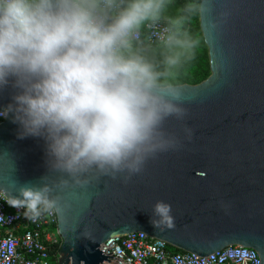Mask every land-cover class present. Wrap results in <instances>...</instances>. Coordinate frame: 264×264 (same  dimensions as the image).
Masks as SVG:
<instances>
[{
	"label": "clouds",
	"instance_id": "clouds-1",
	"mask_svg": "<svg viewBox=\"0 0 264 264\" xmlns=\"http://www.w3.org/2000/svg\"><path fill=\"white\" fill-rule=\"evenodd\" d=\"M211 7L212 0H0V92L13 89L0 118L11 116L20 139L44 140L57 178L20 187L9 203L30 219L58 213V191L103 177L128 183L149 159L177 148L165 125L184 120L187 109L173 79L200 46L193 21ZM151 223L173 227L171 205L157 201Z\"/></svg>",
	"mask_w": 264,
	"mask_h": 264
},
{
	"label": "water",
	"instance_id": "water-1",
	"mask_svg": "<svg viewBox=\"0 0 264 264\" xmlns=\"http://www.w3.org/2000/svg\"><path fill=\"white\" fill-rule=\"evenodd\" d=\"M199 26L211 75L180 86L187 116L165 125L179 146L149 159L128 183L103 177L58 191V264L109 262L115 258L101 245L136 232L200 257L249 248L264 264V0H212ZM12 94L0 92V110ZM19 131L11 116L0 125V193L8 200L22 186L57 179L44 140L20 139ZM157 201L171 205L173 227L152 225Z\"/></svg>",
	"mask_w": 264,
	"mask_h": 264
},
{
	"label": "built area",
	"instance_id": "built-area-1",
	"mask_svg": "<svg viewBox=\"0 0 264 264\" xmlns=\"http://www.w3.org/2000/svg\"><path fill=\"white\" fill-rule=\"evenodd\" d=\"M6 119L0 118V125ZM0 193V264H58L63 241L57 214L30 219ZM165 242L142 232L113 237L101 245L103 264H260L255 250L234 246L207 257L174 253ZM107 250V251H106ZM106 251V252H103Z\"/></svg>",
	"mask_w": 264,
	"mask_h": 264
},
{
	"label": "trees",
	"instance_id": "trees-1",
	"mask_svg": "<svg viewBox=\"0 0 264 264\" xmlns=\"http://www.w3.org/2000/svg\"><path fill=\"white\" fill-rule=\"evenodd\" d=\"M192 31L198 33L201 37L200 46L196 49L194 58L188 63L184 64L176 73L173 83L182 85L196 86L206 81L211 75L210 61L208 50L199 26V18L193 21ZM174 253H184L180 250L169 247ZM55 264V263H52Z\"/></svg>",
	"mask_w": 264,
	"mask_h": 264
}]
</instances>
